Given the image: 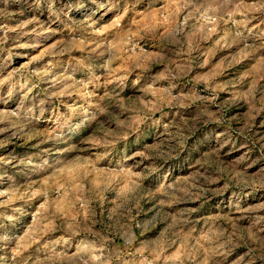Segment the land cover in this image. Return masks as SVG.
<instances>
[{
    "label": "rangeland",
    "instance_id": "1",
    "mask_svg": "<svg viewBox=\"0 0 264 264\" xmlns=\"http://www.w3.org/2000/svg\"><path fill=\"white\" fill-rule=\"evenodd\" d=\"M0 264H264V0H0Z\"/></svg>",
    "mask_w": 264,
    "mask_h": 264
}]
</instances>
